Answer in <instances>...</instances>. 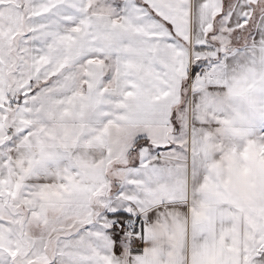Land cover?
<instances>
[{
  "label": "snow or ice",
  "instance_id": "6c2138e0",
  "mask_svg": "<svg viewBox=\"0 0 264 264\" xmlns=\"http://www.w3.org/2000/svg\"><path fill=\"white\" fill-rule=\"evenodd\" d=\"M0 264H264V0H0Z\"/></svg>",
  "mask_w": 264,
  "mask_h": 264
}]
</instances>
